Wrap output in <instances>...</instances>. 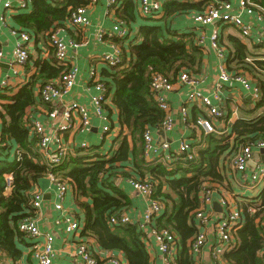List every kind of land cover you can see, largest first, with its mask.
I'll return each mask as SVG.
<instances>
[{
  "label": "trees",
  "instance_id": "16d2710c",
  "mask_svg": "<svg viewBox=\"0 0 264 264\" xmlns=\"http://www.w3.org/2000/svg\"><path fill=\"white\" fill-rule=\"evenodd\" d=\"M26 1L29 11L12 19L21 32L32 39L46 34L43 38H49V43L52 31L67 22L76 8L88 4L85 0ZM256 2L264 8V0ZM116 3L113 6L115 17L125 23L129 33L126 38L110 40L120 45L121 61L104 70L105 78L101 76L99 81L118 116L119 130L107 145L103 138L99 146L67 150L58 165H53L39 150L38 136L31 130L26 112L37 103L40 87L58 79L65 69L54 54L47 61L36 60L35 74L14 96L9 95V88L0 90V156L3 158L0 160V249L13 264H19L21 259L20 246H28L18 225L25 218H33L31 193L49 173L66 183L81 209V236L94 238L99 250L122 252L127 264H149V255L141 240L143 230L135 225H109L111 216L123 213L130 205L127 192L115 185L113 178L120 175L125 180L149 181L154 189L152 199L164 205L155 227L169 229L178 239L179 250L174 263L195 264L191 243L197 234L193 219L201 207V192L211 189L209 184L223 183V177L217 172L223 154L233 155L247 143L264 139V43H253L239 33L243 40L249 41L243 43L237 36L224 33L232 28L226 26L219 45L227 53V70L246 75L260 90L257 101L242 98L241 111L251 119L236 121L226 135L206 134L199 147L191 145L195 151L191 161L186 160V154L173 164L159 158L145 160L143 133L149 128L159 129L165 118L150 93L152 75L161 74L174 82L182 72L200 73L204 48L196 44L195 31L177 34L157 24L142 23L137 28L132 24L199 13L205 2L167 0L162 3L160 16L140 15L137 0H116ZM127 40V46H121ZM259 112L262 115L254 117ZM192 113L191 122L195 125L204 114L196 107L192 108ZM230 116V110L223 108L220 120ZM113 128L109 126L106 135L111 134ZM6 176L11 177L8 187ZM250 207L254 213L247 211ZM239 210L241 227L234 234L235 247L222 252L220 263L263 264L258 254L264 249V187L256 204H242Z\"/></svg>",
  "mask_w": 264,
  "mask_h": 264
},
{
  "label": "built area",
  "instance_id": "2783aa9c",
  "mask_svg": "<svg viewBox=\"0 0 264 264\" xmlns=\"http://www.w3.org/2000/svg\"><path fill=\"white\" fill-rule=\"evenodd\" d=\"M60 1V0H51ZM91 2L92 0H85ZM180 2H205L202 5V11L199 13L192 12L190 19L192 23L198 28L210 27L211 32L208 36H205L202 32L196 37V44L203 47L204 44L209 42L211 48L215 51L217 57V79L214 84L213 100L216 104H213L208 96H205L201 91L194 89V86L201 83V79L188 74L187 72L180 73L175 84L191 86L193 90L187 95L186 102H184L180 108V117L185 124L189 123L190 108L196 107L201 112H204V116L197 119L196 127L202 129L205 134L216 133L214 122L219 121L222 117L221 103V91L225 85L229 83L237 84L242 88L244 92L257 101L260 98V90L255 86L252 81L240 72H229L227 70V53L223 46L219 45L220 28L223 26H230L235 28L239 33L247 36L251 40L255 35L254 26L259 25L260 31H256L259 37L264 35V8L259 6L256 0H178ZM4 10L15 9H27L26 0H0ZM116 0H107L108 9L114 12L113 6H116ZM138 12L142 16H154L160 15L162 8V0H137ZM248 16L251 20L245 22L243 17ZM2 21V19H1ZM69 25L73 28H86L89 26V20L86 15V8L79 7L71 12L68 21ZM128 30L125 23L115 17L113 25L107 32H100L98 35L101 39L104 35L108 38H126L128 36ZM31 37L25 32L18 33V41L8 58V62L11 66H17L23 68L29 61L30 54L26 48V44L30 42ZM253 41V40H252ZM258 43L261 41L257 40ZM264 43V42H263ZM79 44L72 40L65 42L58 35L57 32L52 34L50 40V47L54 51L55 59L65 69L61 76L53 81H48L38 90V95L41 103L51 104L54 101H58L75 85V79L78 73V69L75 66H69L68 63V48H77ZM110 52H105L100 56V61L103 62L107 68H112L120 63L121 51L119 47L112 45ZM4 57V54L0 51V60ZM89 79L93 82V89L97 92L96 95L90 96V104L94 109L95 114L105 124L102 127L101 135L105 136L109 131L108 118L102 114V109L106 103V89L104 85L97 79L95 71H90ZM6 83L0 84V90L6 88ZM174 83L168 77L161 74H154L151 77L150 93L157 104V106L164 112L165 118L160 124L159 129L164 132H170L173 129V120L169 114L168 95L173 91ZM31 125V130L38 136V147L44 156L53 165H58L62 157L65 156L67 148L65 147L62 139V135L70 131H79L84 133L90 128V116L86 107L77 105L75 103L65 104L63 106V113L61 116V122L47 131L43 124L36 120H28ZM151 128L145 130L143 133V151L145 159L155 158L159 151L165 152L163 162L167 164H173L179 156L186 154V160L191 161L194 158L195 152L191 150L190 145L186 142H180L178 149L171 153L169 145L164 143L161 146L155 144V140L151 134ZM110 134V133H109ZM79 148H87L89 144L81 143ZM264 149V139H260L240 147L234 154L231 163L234 172L242 173L245 180H247L252 188L264 187V163L256 164L254 170L250 174H245L247 164L251 161L254 151ZM48 178L57 190V197L62 200L65 196L68 187L65 182L57 179L52 173H49ZM11 181L10 176H6V185L9 186ZM132 189L144 197L146 206L143 214V220L141 224L136 226L140 230L145 228L152 234L156 241L157 251L160 255V264H175L176 258V236L167 228L157 229L155 227V221L161 216L164 210L162 202L152 199L154 195L153 185L149 181H135L130 180L128 182ZM31 196V208L34 212L41 208L42 194L32 191ZM211 189L205 190L200 194L201 207L194 213L193 222L199 228L206 226L210 219L209 208L212 205L211 201ZM62 202V201H61ZM256 204L257 199L250 201V203ZM221 213L222 216L214 224L215 234L217 236L216 251L218 253L226 252L233 249L234 246V234L241 227V210L234 207V204L228 203L226 200H221ZM54 208L58 211L62 210L60 203L54 205ZM249 213H254L252 207L247 210ZM67 234L78 232L81 228L79 223L67 216L65 218ZM110 226H123L132 225L130 218L125 214H118L111 216L109 219ZM19 230L25 234V237L32 240V257L36 264H54L57 252L53 248V238L50 234H42L36 225L34 218H25L21 220L18 225ZM39 239L42 241L40 242ZM207 241L206 231H198L191 243V253H199L205 246ZM102 252L92 249L87 243H79L75 246V256L82 264H122V262L112 256H102ZM106 254L107 253H103ZM213 257L218 259V255L213 254ZM259 259L264 264V249L258 254ZM1 264V263H0ZM223 264V263H220Z\"/></svg>",
  "mask_w": 264,
  "mask_h": 264
},
{
  "label": "crops",
  "instance_id": "0c3cea01",
  "mask_svg": "<svg viewBox=\"0 0 264 264\" xmlns=\"http://www.w3.org/2000/svg\"><path fill=\"white\" fill-rule=\"evenodd\" d=\"M165 1L167 0H162V3ZM85 8L86 15L89 20L88 27L74 29L69 25L68 22H63L60 27L52 31L53 34L57 32V35L65 42L72 40L79 44L77 48H68L69 59L67 64L69 66H75L78 69L74 87L67 95L48 105H44L43 103L41 104L38 95V100L35 106L29 108L26 112V117L28 120L39 121L48 131L61 122L63 106L65 104L75 103L77 105L86 107L90 116V128L84 133H79V131L73 130L62 135L63 143L67 150L77 148L83 142L89 144V146H99L101 145L103 138L107 145L108 140H112V137L115 136V133L119 130L117 112L109 100L106 99V103L102 109V114L109 118V126H113L114 128L111 134L105 136L101 135L102 127L105 124L95 114L94 109L90 104V96L96 95L97 92L93 89L94 83L89 79V72L93 70L97 74V79L99 78L100 80L101 76L105 78L104 70H108V68L103 62L100 61V56L105 52H110V47L112 45H115L120 49L119 44H113L110 41L111 39L116 38H108L106 35H104L100 39L98 36L100 32H107L111 29L115 19V12L108 9L107 0H92L91 2H88ZM28 11L29 7H27V9L20 10H4L2 3H0V51L4 54V57L0 60V84H7L6 88H9V95L11 96H14L17 91L23 87L35 74L36 68L34 67V64L36 60L40 59L43 62L49 60L51 55L53 57V52L50 48V43L48 40L49 38L47 40L43 38V36L47 37L46 34L33 39L29 35L31 40L26 44V48L29 51L30 58L26 66L20 68L17 66H11L9 64L8 58L16 46V42L18 41V33L21 32L19 25L12 18L18 14ZM190 13L184 16H170L168 18L155 21V23L140 20L132 24V27L134 28L135 26L137 28L139 25H142V23L157 24L163 27L165 31L171 30L177 34L191 33L195 31L196 37L200 34V32H202L205 36H208L212 28H198L192 23V20L190 19L192 14ZM243 19L245 22H249L251 20L248 16H244ZM136 20H138V18ZM260 27L261 26L259 25L254 26L255 35L251 37V41L253 40V43L258 44L257 40L264 42V35L259 37V35L256 33V31H260ZM225 28V26L220 28L221 35ZM227 32L240 38L243 43H245L244 40L249 42L246 38L243 40L240 35L241 33L239 34V32L233 28L224 31V33ZM127 44L128 40L121 44V46L126 47ZM246 45L251 47L253 44ZM203 48L204 54L202 57L200 73L192 75L197 79H201L202 82L198 83L199 85L194 86V89L201 91L205 96H208L211 99L213 104H216V102L213 100V90L217 79V57L209 42L204 44ZM173 83V91L168 95L169 114L173 120V129L170 132L163 131L164 133L162 137L158 135L161 129H151V134L155 140V144L157 146H161L164 143L168 144L171 153H174L178 149L179 143L182 141L189 144L190 148L191 145L199 147V143L203 141V138L206 135L202 129L196 127V125L191 122V119L193 118L192 108H190L189 112L190 123H188L187 126L183 124L180 117V108L182 104L186 102L187 95L193 90V88L187 85H177L175 84V81ZM243 97H245L248 101L253 100L249 94L244 92L237 84L229 83L224 86L221 91V98L223 99L221 103V110L223 108L225 110L229 109L231 116L227 117L225 120L214 122L216 133L219 135H226L231 132V127L236 121L251 119L250 116L244 114L241 111L243 110ZM0 104H2V102H0ZM251 108H253L252 103L249 105L250 110ZM261 115L262 112H259L257 116H253L259 117ZM191 150L194 151L192 148ZM257 152L258 151H254L253 153ZM165 155V152L159 151L155 158H159L163 161ZM0 160H3L1 156ZM145 160L148 161L150 159ZM232 160L233 155H228L225 153L221 156L217 172H219L223 177V183L217 185L209 184L212 191V205L209 208V212L207 213L210 219L209 223L202 228H199L196 223H194L197 232L201 230L203 232L206 231L207 233V241L205 246L199 253L193 255L195 264H216V262L220 263L221 261L222 253H218L219 251H216L217 236L214 229V224L220 220V217L223 214L220 211L222 209L220 206L221 200H226L228 203L234 204L235 208L239 209L242 204L256 200L261 190L258 187L252 188L251 184L245 180L242 173L233 171L231 166ZM257 163L260 164L263 162L259 160L255 161V165ZM255 165L253 168H250L247 164L245 174H250L254 170ZM113 181H115V185H119L125 190V192H127V196L130 200V205L126 207L124 212L121 214L127 215L130 218L132 225L136 226L137 224H141L146 206L144 197L132 189L128 183L130 180H125L122 178V176L115 175ZM33 192L42 194L41 208L34 212L33 218L36 221V225L40 232L42 234H50L53 238V248L57 252L54 264H82L75 256V246L81 242L87 243L92 249L102 252L100 254H102L104 257H116L122 262V264H127L122 252L99 250L94 238H85L81 236V229L78 232L71 234H67L65 232V218L67 216H70L72 219L76 220L79 223L80 228L83 226V213L77 206L75 198L69 189L67 190L63 199L60 200L57 197L56 188L53 186L47 176L39 180L38 184H36L34 187ZM86 202L90 204L89 200H86ZM57 203L61 204V211H58L54 208V205ZM215 203H217L220 212L214 208ZM142 234L141 240L149 255V264H160V255L157 251V245L154 237L146 228L142 231ZM176 240L177 242L175 245V251L177 254L179 250L177 237ZM39 241L42 242L40 239ZM32 242V240L27 238L28 246H20L22 254L21 259L18 262L19 264H36L32 257L31 249L32 245H34L36 242L34 244H32ZM103 253H107V255ZM213 254L214 256L218 255V259L214 258ZM0 263L13 264L8 255L2 249H0Z\"/></svg>",
  "mask_w": 264,
  "mask_h": 264
},
{
  "label": "water",
  "instance_id": "95a60500",
  "mask_svg": "<svg viewBox=\"0 0 264 264\" xmlns=\"http://www.w3.org/2000/svg\"><path fill=\"white\" fill-rule=\"evenodd\" d=\"M163 133H164L163 130H160L158 135L162 137ZM258 160L264 163V149L259 150L257 153H253L252 160L248 163V167L253 168L255 165V161ZM214 208L218 210V212L221 211V210L219 211V207L217 206V203L214 204Z\"/></svg>",
  "mask_w": 264,
  "mask_h": 264
},
{
  "label": "rangeland",
  "instance_id": "374dc122",
  "mask_svg": "<svg viewBox=\"0 0 264 264\" xmlns=\"http://www.w3.org/2000/svg\"><path fill=\"white\" fill-rule=\"evenodd\" d=\"M250 58V57H249Z\"/></svg>",
  "mask_w": 264,
  "mask_h": 264
}]
</instances>
